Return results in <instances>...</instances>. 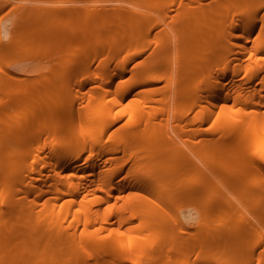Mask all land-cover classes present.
<instances>
[{"label": "bare ground", "instance_id": "bare-ground-1", "mask_svg": "<svg viewBox=\"0 0 264 264\" xmlns=\"http://www.w3.org/2000/svg\"><path fill=\"white\" fill-rule=\"evenodd\" d=\"M151 1L0 0L24 6L0 50L52 47L41 78L0 72V264H264V0ZM250 176L240 209L214 180Z\"/></svg>", "mask_w": 264, "mask_h": 264}, {"label": "rangeland", "instance_id": "rangeland-1", "mask_svg": "<svg viewBox=\"0 0 264 264\" xmlns=\"http://www.w3.org/2000/svg\"><path fill=\"white\" fill-rule=\"evenodd\" d=\"M55 1L56 0H14V2L18 3L19 5H24V6L26 5V6H31V7L32 6H35V5L36 6H50V5L52 6L53 5V2H55ZM145 1L144 0H122V1L121 0L120 1L119 0H114V1L113 0H108V1H106V0L105 1L104 0L103 1L102 0H87V1H82L81 0V3L78 2V4H79V6H81V5L84 4V5H88V6H100V7L103 6L104 8L106 6L109 8V7H114V5L115 6L121 5L122 7L121 6H118V7L125 8L127 11L131 12L132 10H141V11H143V10H146L147 9V7L150 5V3L152 5V1L151 0H149L148 2H145ZM134 2L136 3L135 5H134ZM67 4L68 3H66L65 5H67ZM136 5L145 6L146 9L143 8V7L138 8V7H136ZM8 6L6 5L4 7V9H3V7H1L2 9L0 8V27H2V24L3 23H6L7 22V24H10L8 22H11V20L13 22V20H15L14 19L15 16L17 17V14L19 15L21 13L20 10L23 9V8L21 9V7H24V6H20V8H19L20 9L19 10L20 12H19L18 9L14 10L15 8L13 9V7H10V8L13 9V11H12V9L11 10L10 9L7 10L6 7H8ZM149 7H151V6H149ZM102 11L105 12L106 11V8H105V10L103 9ZM99 14L101 16L104 13L101 12ZM63 18L67 19V14L66 15L64 14ZM102 18H101V20H102ZM17 26H18L17 27V30L20 32V30H21L20 28L21 27L19 25H17ZM1 31L2 30L0 29V40H4L5 37H3L4 34ZM18 34L19 33L17 32V35ZM43 42H44V44H43ZM0 43H2V41H0ZM45 43H46L45 41H42V44L43 45L42 44H40V45L43 46V47L42 48H39L40 47V45H39L38 46L39 49L36 47L37 50H36V48H33L34 50H32V47H30V49H27L29 47L25 48L26 46L25 47L23 46L25 48V51H22L20 49H21V47H22L23 44L20 42V39H17V45L16 46L14 45L15 46V49L13 48V51L14 52L13 51L10 52L9 50H6V49L3 51V49L5 47L0 50V53H3V56L0 57V72H1V74L4 77L9 78V80L13 81L12 88H17V87H19V85L22 82L29 81L32 78H35V77H36V79L41 78L42 75L45 73L46 68L52 63L50 61V58H49V54L52 52V50H51L52 47H51V45H49V43H48V45H45ZM58 44L60 45L61 43H56V45H58ZM0 47L2 48L3 45L1 44ZM69 50L68 49H65V53H64L65 56L68 54L67 52H69ZM3 68L5 69V71L7 73L3 70ZM9 73H11V75L8 77V75H6V74H9ZM9 87L11 88V86H9ZM75 113H77V108H74L72 110H68L66 113H64V118H69L71 116H74ZM36 124H37V122H36ZM255 179L256 178L253 177V176H250V177H247V178L245 177V180H244V178H242L241 179V182L243 180L242 183H240V181H238V183H240V184H238L237 182L234 183L235 185L232 184V186H233L232 188L233 189L230 188L231 185L229 183H227L226 181H225L226 184L223 183L224 185H222V182L220 181V179H217L216 178L214 180L216 181V183L218 181L220 182V183H217V185H219L220 187L219 186H217V187L219 188L220 192L225 196V198L229 202H231L232 205L235 204L234 207H236V206L239 205V209H240L244 204H242V206H240L241 203H242V201L241 202L239 200L237 201L236 200V196L237 195L238 196H241L240 198L246 204L245 197H247L248 194L246 193L247 196L245 195V192H247V191H245V189L248 188L247 185L249 184L247 182H249V181L252 182ZM227 184L230 185V187ZM225 185H227L228 187H226ZM245 185H246V188H244ZM240 187H241V189H240ZM243 189H244L245 192L243 191ZM180 195L182 197H184L183 195H185V194L184 193H180ZM237 198L240 199L239 197H237ZM182 199H180V200L177 201V204L179 206H175V207H172V208H173V210L178 209V212H180V213L182 211L185 212V213H187V212H194L195 210L203 211L204 210V207H205V203H206L205 201H208L209 199H211V197H210V194L209 193H205V194H202V195H200L199 197H197L195 199H188V198H182ZM259 199H263V195L260 192H257L256 191V192H253L252 194L249 193L248 200H247V206L249 205L248 207H250V206L252 207L254 205V203L256 201H258ZM260 204L262 205L263 202L260 203ZM260 204L258 206H260ZM226 210H228L227 212H229V211L232 212L233 215H235V213L236 214L238 213L237 211L236 212L235 211H231L232 208L231 209L230 208H227ZM243 210H240V211H242V213H243L244 212ZM239 213H241V212H239ZM207 215L209 217H211L212 223H214V222L220 223L223 218L225 220L226 219L229 220V218H231L227 213H225L221 209H219L216 212L212 213V215H211L210 211L207 210ZM233 221H235V220H233ZM133 223L134 224L138 223V220L137 219H134L133 220ZM126 226L127 225H125V227ZM193 227H194V225H187L186 226V230H191ZM204 231H205V229H203L202 231H200L198 234H201ZM178 234H180V232L178 230L174 231V233L171 232V233L167 234L166 237H164L161 242H164V244H167V245L173 244V242L178 238ZM245 242H247L249 244L250 243L252 244L255 241L253 239H251V238H248L247 240H245Z\"/></svg>", "mask_w": 264, "mask_h": 264}]
</instances>
